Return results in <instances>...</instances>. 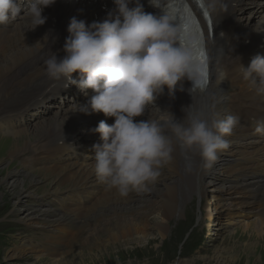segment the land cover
<instances>
[{"label": "bare ground", "instance_id": "6f19581e", "mask_svg": "<svg viewBox=\"0 0 264 264\" xmlns=\"http://www.w3.org/2000/svg\"><path fill=\"white\" fill-rule=\"evenodd\" d=\"M188 2L206 26L203 17V13L207 11L204 0H188ZM225 2L228 6L227 13L210 15L213 19L214 40L207 41L209 52L216 55L211 60L218 83L214 87L216 95L208 97L186 87H183V91L178 88L168 111H157L151 106L143 116L136 119H167L171 113L175 120L183 121L185 111L193 112L195 108H208L209 105L211 109L214 105L215 112L220 113L221 118L232 115V112L242 116L234 133L224 137L230 142L229 149L219 153V158L213 166L205 169L202 160L194 151L185 153L177 146L173 161L161 170L162 175L158 181L161 182V186H154V189L148 193L133 192L127 197H121L115 189H110L106 184L98 181L94 166L91 168L90 163L81 160L82 148L78 139L70 144L58 132L68 124L66 112L72 106L64 110H54L53 105L49 107L48 102L38 98L34 88L40 83L35 79L39 70L33 62L34 54L41 44L37 41L32 43L33 30L31 26L29 30L27 27L31 23L26 14L23 15L29 2L21 4L20 15L10 19L7 25H0V131H4L3 135L12 138L9 141L0 138V159L4 155L12 158L19 152H23L20 155H25L24 152L28 149L32 153V165L40 166L38 169L43 172L40 175L51 178L48 184L51 186L48 187H53V192L70 189L68 193L60 192L55 198L58 200L53 199L56 204L60 199L59 208L38 207L41 209L36 210L37 212L25 210L20 217V221L32 225L42 221L45 225H51L54 235H48L51 239L47 244L53 242L61 245L60 248L63 249L61 260L71 255L72 246L79 241L89 250L94 244L100 254L104 251L110 254L111 249L118 250L123 245L141 244L145 247L156 238L150 234L152 231L165 242L171 223L176 222L178 217L184 216V206L190 204L192 199L207 196L208 225L217 223L225 214L230 216L226 219L228 221L236 220L241 216L254 217L241 226V231L252 233L250 237H254L253 241L247 240L241 247H236V244L228 248L221 247L213 257L212 264H259L254 262V258L259 250L264 249V182L259 176H250L247 179L252 187L250 188L240 183L239 179L244 178L241 174L246 173V170L252 171L251 174L260 176L264 174V131H256L258 128L264 129V95H258L250 87L249 81L243 77L239 68L240 63L245 67L248 66L249 55L264 40V17L262 18L264 0H225ZM64 3L62 0H56L54 6L59 7ZM55 7L49 8L50 14H57ZM238 10L241 12L239 17L236 16ZM247 14L260 16L259 27L250 25ZM45 25L47 20L42 26ZM226 83H229V89L224 88ZM46 97L55 99L51 94H47ZM162 97L160 96L159 99L161 100ZM167 105L168 101L162 102L160 108L163 109ZM190 105L192 107L187 108ZM36 111H39V114L34 113ZM48 115L50 116L47 117ZM234 155L241 156V159L245 160L233 163L237 162L233 158ZM29 163L27 156L22 166L27 164L28 168H31ZM189 163L191 171L186 170ZM218 170L224 174L238 172L239 176L233 182L229 179L221 182L220 179L212 176L214 171ZM32 174V170H26L23 177H29L30 182H38L40 179L37 180ZM17 177L18 173L14 178ZM209 182L212 184L211 190L205 187ZM216 190L221 193L218 203L216 200L211 202L216 196ZM28 194L30 191L25 185L19 188L17 206ZM41 204L44 202L42 201ZM231 207H234L233 212L230 211ZM20 210V208L18 211L14 209L12 213L18 215ZM82 218L81 222H76ZM97 243L100 245L97 246ZM24 247L29 246L24 245L23 249H18L10 256H22L23 251L27 250ZM47 247L43 245L39 251L57 256ZM261 251L263 254L264 250ZM84 252L79 250L80 262L90 255ZM94 253L97 257L98 254ZM262 254L263 258L264 254L263 256ZM57 260L59 259H56V263L60 262ZM171 264L196 263L181 257Z\"/></svg>", "mask_w": 264, "mask_h": 264}, {"label": "clouds", "instance_id": "9594fccd", "mask_svg": "<svg viewBox=\"0 0 264 264\" xmlns=\"http://www.w3.org/2000/svg\"><path fill=\"white\" fill-rule=\"evenodd\" d=\"M55 2L29 0L26 16L31 29L46 22L44 9ZM22 3L0 0V25L20 15ZM114 3L116 8L103 22L86 26L83 20L72 17L63 46L66 55L58 59L52 53L45 64L49 76L63 77L65 88L76 85L97 93L76 111L102 112L114 118L112 125L101 120L92 129L102 140L93 145L94 173L99 182L127 197L154 189L161 170L173 161L177 146L185 153L194 151L203 167L210 169L219 153L229 149L230 142L224 137L234 133L239 118H221L213 105L211 109L184 110L183 121L175 120L170 113L167 119L137 122L135 118L155 105L166 88L173 98L178 87L183 91L185 80L193 82L203 95L214 97L211 73L208 64L194 57L190 45L181 42L185 37L168 15L146 12L140 0ZM204 4L209 15L228 11L225 0H204ZM239 71L258 95H264V56L256 54L247 67L240 63ZM74 73L81 79H73ZM186 170H192L190 163Z\"/></svg>", "mask_w": 264, "mask_h": 264}, {"label": "rangeland", "instance_id": "374dc122", "mask_svg": "<svg viewBox=\"0 0 264 264\" xmlns=\"http://www.w3.org/2000/svg\"><path fill=\"white\" fill-rule=\"evenodd\" d=\"M253 17L256 18V22H259V15H253ZM34 113L39 112L36 111ZM49 116L50 115H48L47 117ZM3 133L4 131H0V138L7 141L12 139L6 134H4V136ZM20 153L23 152H19L12 158L6 157L4 155V157L0 159V234L8 238L9 236L11 237L10 243L7 242L9 240L0 243V264H171L174 260H177L181 257L188 258L196 264H212L213 257L217 255V252L221 247L228 248L233 246L234 244L237 245L236 247H241V245L245 244L247 240H249L248 242L253 241L254 237H250L252 236V233H248V231L243 232V229V231H241V226L251 221L254 217L241 216L236 219L237 221L234 219L233 221H228L226 219L230 216L228 217V215L225 214L223 215V217H221V219H219L217 223L208 225L209 219L206 218V203L208 198L207 196H203L197 199H192L190 204L184 206V216L178 217L179 219H177L176 222L174 221L171 223L170 231L165 242L162 238L157 237L156 232L152 231L150 234H153V236H156V238L151 240L145 247H142L143 245L141 244H132L129 246L123 245L121 248H118V250L117 248L111 249L110 254L104 253L105 251L101 252L100 254L94 244L92 246L93 248L89 250L81 245L79 241V243L77 242L75 243L76 245L74 244L72 246L73 248L70 252V258L67 256L65 257V259L62 258V260L64 261L63 262L60 259L61 252L63 251V249L60 248L61 245L54 244L53 242L49 243L50 245L47 244L49 239H51L50 236L54 235V231H52L51 225H45L43 221L36 225H32L20 221V217L24 214L25 210H28L30 212H37L36 210L41 209L38 207H46V209L50 207L59 208L60 199L57 204L55 203V201H53V199H55L57 195L64 190L53 192L52 190L54 188L48 187L51 186L48 185L51 182V178L40 175L43 173L40 171V169H38V167L40 166L36 164H34V166L32 165V153H30L28 149L24 152L25 155H20ZM27 156H29V165L31 164V168H28L27 164L22 166L23 160L25 162ZM239 157L241 156L234 155L233 158H235L237 162L233 163H240L238 162L239 160H245L238 159ZM7 160L11 161L8 162ZM26 170H32V175L36 176L37 180H40L38 182H30L29 177H23L25 176L24 174H26ZM247 172L251 173L252 171L246 170V173L243 172L241 174L242 177L245 178L250 174H247ZM17 173L18 177L14 178ZM212 176L217 177L221 182H226L227 179L233 182V180L239 175L235 172L224 174L220 170H218L214 171ZM24 185L26 188H28L30 194L26 195V199L24 198V201L22 200L20 202V205L17 206L19 202L17 200V193L19 191V188ZM155 186H161V182H157ZM205 187L206 189L211 190V182L205 184ZM66 189L63 193H68V191L70 190L68 188ZM215 193L216 196L212 198L211 202H213V200H216V202L218 203L221 197V193L217 190L215 191ZM55 200H58V198ZM42 201L44 202V204H41ZM19 208L21 209L20 214L16 215L15 213H12V210L16 209L18 211ZM230 211L233 212L234 207H231ZM51 213L52 211L49 215H51ZM215 215L218 216V214ZM150 217L151 215L149 216V218ZM82 220L83 218L81 220H76V222H81ZM83 229L85 230V228ZM84 230L82 231V233H84ZM24 245L29 247H24L27 250L23 251L24 253H22V256H10L18 249H23ZM43 245L48 246L47 248H50L48 250L54 251L57 256L48 255L45 252L39 251L40 247H42ZM99 245L100 243H97V246ZM35 248L38 249L35 250ZM79 250H83L85 251L84 253L90 254L87 255L89 257H85L82 262H80L81 260L79 261L78 259ZM261 250L258 251L257 255L254 258L255 263L261 264L263 262L264 264V257H261L263 251ZM94 252L98 254L97 257H95ZM56 259H59L60 262L56 263Z\"/></svg>", "mask_w": 264, "mask_h": 264}, {"label": "snow or ice", "instance_id": "6c2138e0", "mask_svg": "<svg viewBox=\"0 0 264 264\" xmlns=\"http://www.w3.org/2000/svg\"><path fill=\"white\" fill-rule=\"evenodd\" d=\"M201 7L203 5L201 4ZM182 11L184 15L181 17L179 15H170V18L173 20H176L180 25L183 32H186L188 30V27L191 25L193 27V30L196 33H199L200 31V25L196 20V17L192 14V10L188 8L187 6L182 7ZM204 15H207V12H204ZM209 27H211V21H209ZM190 47L193 49L194 57L200 59L202 63H204L203 57L204 53L203 51L197 50L196 45H190Z\"/></svg>", "mask_w": 264, "mask_h": 264}, {"label": "trees", "instance_id": "16d2710c", "mask_svg": "<svg viewBox=\"0 0 264 264\" xmlns=\"http://www.w3.org/2000/svg\"><path fill=\"white\" fill-rule=\"evenodd\" d=\"M0 243H3V242H5V241H7L8 240V238L6 237V236H3V235H1L0 234Z\"/></svg>", "mask_w": 264, "mask_h": 264}]
</instances>
